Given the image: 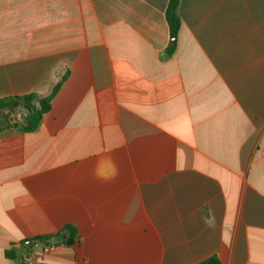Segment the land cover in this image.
<instances>
[{
    "label": "crops",
    "instance_id": "0c3cea01",
    "mask_svg": "<svg viewBox=\"0 0 264 264\" xmlns=\"http://www.w3.org/2000/svg\"><path fill=\"white\" fill-rule=\"evenodd\" d=\"M166 7L0 0V100L61 81L0 132V264L66 226L34 264H264V0Z\"/></svg>",
    "mask_w": 264,
    "mask_h": 264
},
{
    "label": "trees",
    "instance_id": "16d2710c",
    "mask_svg": "<svg viewBox=\"0 0 264 264\" xmlns=\"http://www.w3.org/2000/svg\"><path fill=\"white\" fill-rule=\"evenodd\" d=\"M178 0H167V7L165 12V19L168 25L169 33L171 37H176L180 29V19L178 16ZM174 52V45H170L165 55L170 56ZM61 85V81L58 82L47 96H41L35 93L26 94L20 97H8L0 100V132L6 128L14 127L18 128L23 133H33L39 127L42 117L50 110V102ZM22 99L25 101V106L22 103ZM22 109L25 115L21 122L13 121V114ZM22 125V128H19ZM65 232L67 237L63 238L61 234ZM55 239L56 242L62 243L68 247L74 246L78 243V236L76 230L71 226H66L61 232L54 236L36 237V242L48 241V239ZM25 242L21 244V254L27 253L32 247H26ZM11 249L5 251V256L10 259L22 258V255ZM200 264H219L215 258L207 259Z\"/></svg>",
    "mask_w": 264,
    "mask_h": 264
},
{
    "label": "built area",
    "instance_id": "2783aa9c",
    "mask_svg": "<svg viewBox=\"0 0 264 264\" xmlns=\"http://www.w3.org/2000/svg\"><path fill=\"white\" fill-rule=\"evenodd\" d=\"M39 243L40 247L38 250L31 249L27 253H24L22 255L20 264H34L33 261L37 259V257L47 254L48 252L54 250L58 245V242H56L55 239L52 238L48 239V241H43Z\"/></svg>",
    "mask_w": 264,
    "mask_h": 264
},
{
    "label": "water",
    "instance_id": "95a60500",
    "mask_svg": "<svg viewBox=\"0 0 264 264\" xmlns=\"http://www.w3.org/2000/svg\"><path fill=\"white\" fill-rule=\"evenodd\" d=\"M174 41H175V37H171V42L172 43H174ZM22 103H23V105L25 106V101H24V99H22ZM19 128H22V125H19ZM63 238H65V233H63ZM35 240H29V241H27V242H25L24 243V245L26 246V247H32L34 244H35Z\"/></svg>",
    "mask_w": 264,
    "mask_h": 264
},
{
    "label": "rangeland",
    "instance_id": "374dc122",
    "mask_svg": "<svg viewBox=\"0 0 264 264\" xmlns=\"http://www.w3.org/2000/svg\"><path fill=\"white\" fill-rule=\"evenodd\" d=\"M12 119H13V121H16V122H18L19 121V118L17 117V116H12Z\"/></svg>",
    "mask_w": 264,
    "mask_h": 264
}]
</instances>
